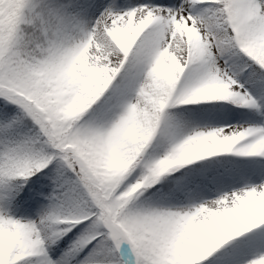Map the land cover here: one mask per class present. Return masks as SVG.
<instances>
[{"label": "snow or ice", "instance_id": "1", "mask_svg": "<svg viewBox=\"0 0 264 264\" xmlns=\"http://www.w3.org/2000/svg\"><path fill=\"white\" fill-rule=\"evenodd\" d=\"M0 264H264V0H0Z\"/></svg>", "mask_w": 264, "mask_h": 264}]
</instances>
